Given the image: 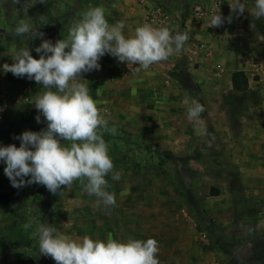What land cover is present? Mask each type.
<instances>
[{
    "label": "rangeland",
    "instance_id": "rangeland-1",
    "mask_svg": "<svg viewBox=\"0 0 264 264\" xmlns=\"http://www.w3.org/2000/svg\"><path fill=\"white\" fill-rule=\"evenodd\" d=\"M104 1L26 0L20 3L21 13L10 15L11 0H0V16L3 8L11 31L24 18L38 32L45 30L44 39L55 43L67 37L69 28L87 9ZM168 1L172 0H152L174 12ZM249 4L252 8L251 0ZM245 21L252 22L264 36L259 28L264 18L256 19L250 13ZM12 37L0 44L7 49V64L13 63L8 53L13 45L28 47L33 58H39L36 47L28 45L33 40L30 34ZM195 66L189 67L185 60L180 63L186 74ZM2 74L0 71L4 113L0 144L19 147L20 141L14 137L46 127L43 116L37 123L35 117L40 113L32 103L43 89L27 77L13 83ZM79 78L87 81L98 106L106 109L109 126L117 127L116 134H104L114 171L120 174L119 180H113L112 173L106 177L117 203L107 209L98 207L96 197L79 181L69 187L62 185L56 193L36 183L14 188L4 174L6 165L0 163V264H56L52 258L49 261L36 254L40 222L69 235L102 240L110 233L119 240L155 238L160 264H264V93L251 89L232 94V135L223 137L203 119L191 121L170 112L164 118L157 113L136 115L133 107L138 98L134 99L130 89L114 88L111 75L97 76L93 70ZM167 81L168 86L174 82L170 77ZM19 111H33L32 119L17 121ZM253 115L262 121V129L256 138L246 139L240 127ZM204 129L207 135L201 134ZM248 221L254 225L251 231L244 229ZM25 223L32 227L25 229Z\"/></svg>",
    "mask_w": 264,
    "mask_h": 264
},
{
    "label": "clouds",
    "instance_id": "clouds-1",
    "mask_svg": "<svg viewBox=\"0 0 264 264\" xmlns=\"http://www.w3.org/2000/svg\"><path fill=\"white\" fill-rule=\"evenodd\" d=\"M230 0L232 11L242 14L248 9L256 19L264 18V0ZM13 5L21 0H11ZM109 13L103 5L90 7L78 22L68 30L67 37L56 40L42 39L33 58L28 47L8 49L12 64H3L0 71L16 77H27L42 85L43 91L35 95L34 107L40 113L46 127L40 131H24L14 137V144H0V163L6 165L4 174L11 186L21 188L33 183L46 186L56 193L62 186H71L79 181L84 190L96 197V205L111 208L117 203L116 193L109 191L106 177L112 173L113 180L120 174L114 171L109 154V143L104 134H116L117 127L109 126L106 109L90 93L87 81L79 78L81 73L99 70L98 61L109 54L128 67L149 69L179 53L189 40L188 31H180L167 24L155 27L145 22L136 27L133 35H125V21L110 24ZM219 5L211 13L209 27H220L225 20ZM44 16L40 17L43 22ZM15 36L30 34L32 38L44 36L26 19H18L13 28ZM152 73H149L151 75ZM187 106V118L199 122L204 105L187 92L182 100ZM202 135H207L206 129ZM26 177H29L27 180ZM121 192L120 195H124ZM25 229L31 223L23 225ZM39 253L50 256L56 264H160L159 242L155 238H128L119 240L110 233L106 239L89 235L66 234L56 226L40 222L36 228Z\"/></svg>",
    "mask_w": 264,
    "mask_h": 264
},
{
    "label": "crops",
    "instance_id": "crops-1",
    "mask_svg": "<svg viewBox=\"0 0 264 264\" xmlns=\"http://www.w3.org/2000/svg\"><path fill=\"white\" fill-rule=\"evenodd\" d=\"M22 1L26 2V0ZM194 1H199L206 13L196 20L189 14L187 4L191 0L168 1L174 11L171 12L168 26L175 27L173 19L177 16L184 31L189 32V40L179 53L170 56L166 61L152 65L147 70L142 68L137 70L135 67L138 65L122 67L117 64L115 57L105 54L98 61L101 67L95 70V75L102 77L103 74L111 75L114 79L111 85L114 88L132 90L134 99L139 100L133 107L136 108V115L144 114L145 117L157 113L160 118H164L170 112L169 115L187 119V106L182 103L187 92L192 98L202 101L205 114L201 119L212 124L217 134L231 137L235 117L230 112L232 107L230 97L232 94L241 93L233 89L232 75L235 72H242L246 77L247 88L243 93L251 89L259 93L258 82L259 80L264 82V36L257 32L252 22L245 21L250 15L248 9L239 14L238 10L235 12L231 10L228 4L230 0ZM216 1H220L218 4L220 14L231 19L230 22L226 19L220 27H209L208 20L216 9ZM101 5L109 13L107 19L110 24L124 20L125 35H133L137 26L145 23L147 17L151 18L153 2L152 0H106ZM247 7L251 9L250 4ZM153 26L160 25L155 22ZM194 42L203 43L205 53L197 62L196 68L186 74L181 69L180 63L185 60ZM2 43L3 41H0V44ZM6 52V47L0 45V66L6 63ZM255 65L259 66L260 75L253 78L252 70ZM2 75L5 77V72ZM168 77L172 82L174 81V84L167 85ZM100 82L99 85L102 86V78ZM261 122L253 115V119L243 121L240 133L245 135L246 139L256 138L262 129Z\"/></svg>",
    "mask_w": 264,
    "mask_h": 264
},
{
    "label": "built area",
    "instance_id": "built-area-1",
    "mask_svg": "<svg viewBox=\"0 0 264 264\" xmlns=\"http://www.w3.org/2000/svg\"><path fill=\"white\" fill-rule=\"evenodd\" d=\"M220 1H216L215 5H218ZM171 11L167 9L165 6L161 5L160 3L153 2V6L151 7V15L147 17L146 22L152 23L153 25L155 22L158 25H164L168 23V20L170 19L171 16ZM189 14L192 19H200L203 16H205V11L202 9L199 1H193L191 5L189 6ZM174 26L180 31H184L183 26H181L180 21L178 20L177 16H174ZM168 25V24H167ZM205 53V46L201 42H194L190 48V50L187 52L185 61L189 67H194L199 59L204 56ZM116 62L118 65L122 67H128L127 64L122 63L116 59ZM138 65V64H137ZM136 66V65H133ZM259 66L255 65L252 72L253 78L257 75H260L259 72ZM255 73V74H254ZM260 82V84H259ZM258 82V91L264 93V82L259 80ZM4 121V113L3 110L0 108V125Z\"/></svg>",
    "mask_w": 264,
    "mask_h": 264
},
{
    "label": "trees",
    "instance_id": "trees-1",
    "mask_svg": "<svg viewBox=\"0 0 264 264\" xmlns=\"http://www.w3.org/2000/svg\"><path fill=\"white\" fill-rule=\"evenodd\" d=\"M193 1L194 0H191V2L187 4V6L189 7ZM11 5H13V4L11 3ZM74 11L75 10L73 9L71 13H74ZM21 12H22L21 4H15V5H13L11 7V11L9 12V14L10 15H12L13 13L19 14ZM4 13H6V11H3V8H2V13H1V16H0V41H6V40L13 39L12 35L14 34L13 31L8 29V25L9 24L6 23V20H5L6 17L4 16ZM77 18L79 19V18H81V16H79ZM259 26H260L259 28L263 31V35H264V23L260 22ZM57 29H58V25L56 24L55 27H54V33L55 34L57 33ZM40 32L44 33V36L42 38H40V37H37L36 39L33 38V40H31L28 43V45H33L35 47H38L40 45V43L42 42V39L47 37V34H46L47 32L45 30H42ZM5 76H6V79L8 81H10V82H21V81H23L26 78V76L23 77V78L16 77L10 72L5 73ZM232 84H233V89L235 91H238V92L244 91L247 88L246 77L244 76V74L242 72H235L232 75ZM198 101L202 104L201 100H198ZM32 114H33V111H25V112L19 111V112L16 113L15 117H16L17 121L28 122V121H30L32 119ZM204 114H205V110H204L203 113H201V117H203ZM253 226H254L253 223L251 221H248L245 224V228L244 229L248 230V231H251V228H253ZM3 249L6 250L7 248H3ZM9 249H11V247ZM36 254L45 257L49 261L51 260L50 256H45V255H42V254H40L38 252ZM38 264H41V262L38 261Z\"/></svg>",
    "mask_w": 264,
    "mask_h": 264
}]
</instances>
